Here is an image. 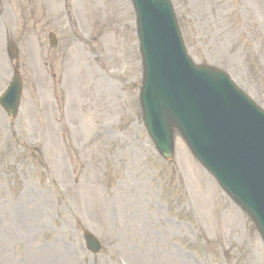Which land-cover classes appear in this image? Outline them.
<instances>
[{"label":"rangeland","instance_id":"rangeland-1","mask_svg":"<svg viewBox=\"0 0 264 264\" xmlns=\"http://www.w3.org/2000/svg\"><path fill=\"white\" fill-rule=\"evenodd\" d=\"M171 2L192 60L264 108V0ZM13 68L22 95L15 118L0 107V264H264L254 225L196 160L212 201L185 187L178 134L170 161L154 150L130 0H0V92Z\"/></svg>","mask_w":264,"mask_h":264},{"label":"water","instance_id":"water-1","mask_svg":"<svg viewBox=\"0 0 264 264\" xmlns=\"http://www.w3.org/2000/svg\"><path fill=\"white\" fill-rule=\"evenodd\" d=\"M131 3L143 67L139 93L142 122L155 149L169 160L176 129L224 192L248 215L264 243V113L232 85L224 72L192 63L185 53L169 0H131ZM167 28L173 30L174 51L170 49ZM171 52L173 55H169ZM166 58H171L167 63L176 64L168 73L159 63ZM162 73L176 82L172 92H163L167 86ZM20 91V81L15 77L0 99L10 117L16 114ZM173 106H177L180 116ZM184 127L192 136H199L198 146L193 145ZM213 127L231 129L236 144L229 145L227 150L226 146L223 153H209L205 150L209 145H205L206 140L200 134ZM231 154H236L241 169L232 166ZM252 164L262 174L257 181L248 177L253 172ZM229 170L235 175H230ZM85 240L92 252L98 250V242L90 235L85 234Z\"/></svg>","mask_w":264,"mask_h":264},{"label":"bare ground","instance_id":"bare-ground-1","mask_svg":"<svg viewBox=\"0 0 264 264\" xmlns=\"http://www.w3.org/2000/svg\"><path fill=\"white\" fill-rule=\"evenodd\" d=\"M59 87L62 88L60 85ZM179 141L181 143H179L180 146L176 152V170L181 180L186 188L193 191L192 193L199 195L203 200L211 202L214 195L211 189L212 184L210 185L209 180H206L199 168L194 165L195 161L190 156L181 138Z\"/></svg>","mask_w":264,"mask_h":264}]
</instances>
